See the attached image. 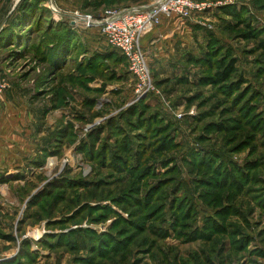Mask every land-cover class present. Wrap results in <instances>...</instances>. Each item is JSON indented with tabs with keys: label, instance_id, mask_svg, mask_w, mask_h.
<instances>
[{
	"label": "rangeland",
	"instance_id": "1",
	"mask_svg": "<svg viewBox=\"0 0 264 264\" xmlns=\"http://www.w3.org/2000/svg\"><path fill=\"white\" fill-rule=\"evenodd\" d=\"M151 1L0 0V264H264V0H200L138 92L71 13Z\"/></svg>",
	"mask_w": 264,
	"mask_h": 264
},
{
	"label": "built area",
	"instance_id": "2",
	"mask_svg": "<svg viewBox=\"0 0 264 264\" xmlns=\"http://www.w3.org/2000/svg\"><path fill=\"white\" fill-rule=\"evenodd\" d=\"M208 3L200 0H154L144 5H133L119 10L106 11L94 18L78 10L71 13L75 23L98 27L106 42L123 54L129 70L137 81L138 92L155 89L148 55L142 44L143 35L157 27L164 17L176 16L183 20L204 11ZM59 14L62 13L59 11ZM7 81L0 76V92Z\"/></svg>",
	"mask_w": 264,
	"mask_h": 264
},
{
	"label": "crops",
	"instance_id": "3",
	"mask_svg": "<svg viewBox=\"0 0 264 264\" xmlns=\"http://www.w3.org/2000/svg\"><path fill=\"white\" fill-rule=\"evenodd\" d=\"M192 33L190 23L172 16L143 36L142 44L149 53L154 51L157 58L171 56L184 50L185 44L191 41Z\"/></svg>",
	"mask_w": 264,
	"mask_h": 264
},
{
	"label": "trees",
	"instance_id": "4",
	"mask_svg": "<svg viewBox=\"0 0 264 264\" xmlns=\"http://www.w3.org/2000/svg\"><path fill=\"white\" fill-rule=\"evenodd\" d=\"M224 10L228 15H230V17L233 19V22L236 23V27H240L241 25H246L245 21L242 20L241 13L239 11L227 8V6L224 7ZM247 35H252L251 30H249V33H247ZM259 47L260 49H264V40L259 42ZM110 48H111L110 51H115L116 53H120L116 48H113L112 46H110ZM121 55L125 58L123 54ZM235 63H236V60L231 56L229 59L226 58L220 61L219 70L216 72L213 80L216 82L227 81L231 77L232 73L236 70ZM135 109L137 110V108ZM128 148L129 146L127 147V149Z\"/></svg>",
	"mask_w": 264,
	"mask_h": 264
}]
</instances>
